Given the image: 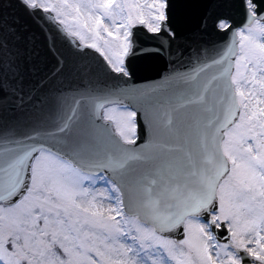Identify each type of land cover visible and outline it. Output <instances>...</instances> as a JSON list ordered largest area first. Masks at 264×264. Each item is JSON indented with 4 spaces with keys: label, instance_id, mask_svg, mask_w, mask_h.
Segmentation results:
<instances>
[{
    "label": "water",
    "instance_id": "95a60500",
    "mask_svg": "<svg viewBox=\"0 0 264 264\" xmlns=\"http://www.w3.org/2000/svg\"><path fill=\"white\" fill-rule=\"evenodd\" d=\"M254 2L256 16L245 0H168L160 32L131 29L126 78L68 34L51 11L0 0V203L26 195L32 161L47 149L83 172L105 173L119 186L126 213L160 235L182 243L186 218L197 215L218 241L231 243L226 223L218 227L212 212L230 173L225 132L241 112L232 83L237 30L264 20V0ZM221 20L231 23L227 29H218ZM185 39L191 41L188 106L172 104L161 81L172 64L166 56ZM128 87L139 90L138 100L129 95L126 102L138 113L134 145L102 118L103 107L122 103ZM237 252L242 264H253L246 250Z\"/></svg>",
    "mask_w": 264,
    "mask_h": 264
},
{
    "label": "rangeland",
    "instance_id": "374dc122",
    "mask_svg": "<svg viewBox=\"0 0 264 264\" xmlns=\"http://www.w3.org/2000/svg\"><path fill=\"white\" fill-rule=\"evenodd\" d=\"M54 11L67 30L120 67L130 26L159 28L165 0H26ZM234 82L242 117L225 150L232 175L220 188L217 222L228 223L233 247L264 263V23L239 31ZM106 110L124 140L133 138V113ZM177 244L125 216L118 189L103 176L84 175L41 152L28 195L0 206V264H240L233 247L218 243L197 218Z\"/></svg>",
    "mask_w": 264,
    "mask_h": 264
}]
</instances>
